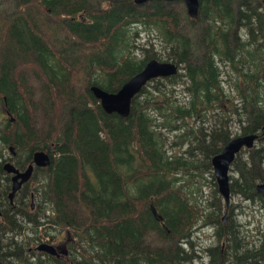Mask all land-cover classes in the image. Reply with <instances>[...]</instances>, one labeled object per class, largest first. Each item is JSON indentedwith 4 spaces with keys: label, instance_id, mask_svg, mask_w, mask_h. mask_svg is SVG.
I'll return each instance as SVG.
<instances>
[{
    "label": "trees",
    "instance_id": "obj_1",
    "mask_svg": "<svg viewBox=\"0 0 264 264\" xmlns=\"http://www.w3.org/2000/svg\"><path fill=\"white\" fill-rule=\"evenodd\" d=\"M152 57L177 71L149 79L126 116L102 110L89 86L114 91ZM262 124L264 0H198L194 18L181 0H0V264H191L202 225L214 242L198 264H264L263 232L248 242L249 219L231 216L235 194L264 212V134L230 162L224 220L210 164ZM34 149L50 161L9 202L1 164L22 169ZM58 227L64 256L35 249Z\"/></svg>",
    "mask_w": 264,
    "mask_h": 264
},
{
    "label": "water",
    "instance_id": "obj_2",
    "mask_svg": "<svg viewBox=\"0 0 264 264\" xmlns=\"http://www.w3.org/2000/svg\"><path fill=\"white\" fill-rule=\"evenodd\" d=\"M134 4H143L149 0H132ZM172 1V0H164ZM186 14L194 18L197 14L198 0H181ZM177 66L170 60H159L154 57L147 59L141 68L127 77L119 87L114 91L105 90L97 85L91 84L89 89L92 95L97 99L100 107L105 112H116L121 116H126L130 110V101L132 97L140 90V88L151 78L159 76H167L174 74ZM258 134H264V124L259 128V132L241 133L231 136L224 142L219 151L210 157L212 167V175L214 177L217 191L224 201V210L222 220L225 219L227 208L229 206V167L236 152L242 148H249L253 145ZM50 158L46 151L42 149H34L31 153V161L27 165L19 169L15 167L9 160H4L1 164L3 170L10 173L9 190L7 191L8 201H12V197L22 183L28 181L33 166H45L49 163ZM256 190L264 194V181L255 184ZM36 249L55 253V247L48 242H39L35 246Z\"/></svg>",
    "mask_w": 264,
    "mask_h": 264
},
{
    "label": "rangeland",
    "instance_id": "obj_3",
    "mask_svg": "<svg viewBox=\"0 0 264 264\" xmlns=\"http://www.w3.org/2000/svg\"><path fill=\"white\" fill-rule=\"evenodd\" d=\"M137 35L134 38V42L137 45H142V42L145 41L146 39V31L141 30L140 28H137ZM152 35V34H151ZM155 48V47H154ZM136 55L141 56L143 54V50L137 48L135 50ZM176 93H178V95H181L180 90L177 88L175 90ZM236 129V128H235ZM234 129V130H235ZM237 132V131H236ZM229 174L231 171H229ZM208 176V175H207ZM29 188L30 190H28L27 192L29 193V191H33V185L34 182L32 181V179L29 180L28 182ZM212 190V183L208 180H206V183L201 185V193L203 194V197H208L210 195V192ZM199 198V197H198ZM27 199L29 202H32L35 200V197L33 195L32 192V197L27 196ZM231 201L234 204H239L241 211H239V206L234 205V207L232 208V218L234 219L235 222H244L246 219H249V222H244L245 226L241 227V233L244 234L243 239L244 240H248V242H252L253 240L257 239L258 236H261L260 234H264V212L263 210H260L257 207L256 203H251L249 200L243 199L240 195H232L231 196ZM35 202V201H34ZM43 218V217H42ZM248 227V228H247ZM42 225L38 226V232L40 231L42 233ZM243 228H246V230H244ZM58 229L60 230V233H58ZM46 230V229H45ZM65 229H62V227H58L56 228V230H50L51 232H55V235L52 236V238H50L48 235L46 234H39V238L40 240H52V241H57V236L60 237L61 239V235H63V231L65 232ZM257 232V233H256ZM190 240L192 241V248L194 249L195 252V256L191 261V264H198L199 261H203L205 262L207 259V256L204 254V252L202 251V249L204 248L205 245L208 244H212L214 242V237L212 235V229L209 225H202V226H197L194 228V230L191 232L190 235ZM257 240H255L256 242ZM185 247H189L187 244H185ZM196 254L201 255V258L199 259V257L196 256Z\"/></svg>",
    "mask_w": 264,
    "mask_h": 264
},
{
    "label": "flooded vegetation",
    "instance_id": "obj_4",
    "mask_svg": "<svg viewBox=\"0 0 264 264\" xmlns=\"http://www.w3.org/2000/svg\"><path fill=\"white\" fill-rule=\"evenodd\" d=\"M27 165V164H26ZM9 173V172H8ZM9 177H10V173H9ZM27 182V181H26ZM9 183H10V178H9ZM25 183V182H24ZM23 184V183H22ZM20 188V187H19ZM18 188V189H19ZM17 189V190H18ZM16 190V191H17ZM29 196L30 197H32V191H29ZM13 198V197H12ZM30 207H32V202H30ZM41 240H39V242H40ZM43 241V240H42ZM44 242H50L54 247H55V253H53L52 255H57V256H60V257H62V256H64L67 252H66V250H65V242H63V241H52V240H50V239H48V240H46V239H44ZM38 243V242H37ZM46 253H48V252H46ZM48 254H51V253H48Z\"/></svg>",
    "mask_w": 264,
    "mask_h": 264
}]
</instances>
